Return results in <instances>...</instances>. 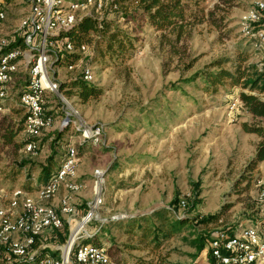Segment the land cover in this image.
Masks as SVG:
<instances>
[{
  "label": "rangeland",
  "instance_id": "obj_1",
  "mask_svg": "<svg viewBox=\"0 0 264 264\" xmlns=\"http://www.w3.org/2000/svg\"><path fill=\"white\" fill-rule=\"evenodd\" d=\"M2 1L7 19L1 32L12 34L28 6L23 0ZM257 1L260 0H207L209 8L218 6V12L225 14V23L220 28L207 23L197 26L184 44L187 54L173 61L160 43L161 32L146 19L136 15L122 20L121 11L110 12L108 19L137 38L134 57L119 66L95 59L90 62L96 74L92 85L101 90L98 98L83 102L75 91L71 96L64 91L66 103L53 96L60 112L55 128L42 136L36 152L28 153L23 147V132L15 144H6L1 137L5 127H1L0 190L21 188L33 165L44 164L50 155V134L67 131L60 144L63 148L68 142L78 147V178L86 185L73 195L76 220L95 198L94 171L101 169L106 176L103 205L82 234L93 236L91 241L110 247L112 255L129 264H140V260H152L155 254L142 247L136 235L127 234L126 228L133 226L138 231V226L149 220L158 226L160 222L153 221L158 216L167 217L171 224L187 217L191 223L176 230L172 237L159 240L168 254L167 261L207 264L206 235L218 229L251 225L261 218L259 182L264 179V160L251 179L241 181L259 137L242 128L243 122L253 124L256 119L243 107L239 94L245 91L264 100V93L228 84L214 94L206 91L202 79L187 80L218 58H235L239 52H247L250 62L264 67V46L256 47L243 35L241 26L245 12ZM191 62L193 68L187 71L185 65ZM82 68L83 65L73 75ZM18 76L10 89L12 99L6 102L8 111L0 116V122L6 116L11 119L12 110L20 107L19 95L28 82V71ZM71 76L61 68L58 77L63 83ZM68 105L78 113H74L69 129H61ZM81 120L89 126H102L101 136L84 142L75 123ZM22 159L30 165L13 182L11 176ZM34 174L32 193L36 194L40 169L36 168ZM217 214V225H202L204 217ZM64 227L69 236L72 226Z\"/></svg>",
  "mask_w": 264,
  "mask_h": 264
},
{
  "label": "built area",
  "instance_id": "obj_2",
  "mask_svg": "<svg viewBox=\"0 0 264 264\" xmlns=\"http://www.w3.org/2000/svg\"><path fill=\"white\" fill-rule=\"evenodd\" d=\"M23 1L28 6L27 13L14 32L7 34L1 32L7 14L0 0V116L8 111L6 102L12 99L10 89L18 75L27 70L29 79L20 92L19 104L26 113L23 134L32 139L25 150L34 153L38 149L36 139L55 128L60 109L52 97L68 103L60 91L61 68L75 77L73 74L83 65L79 73L82 79L88 83L96 81L94 67L86 62L93 55L92 46L76 47L68 38H62L63 34L84 17L102 21L107 13L120 8L114 0ZM241 26L243 35L256 47L264 46V0L255 2L245 12ZM19 38L24 47L15 46ZM64 51L79 54L78 62L65 67L57 65ZM68 106L69 111H65L66 116L60 122L61 129L72 126L74 113H78ZM75 123L83 141L103 132L102 126H89L82 120ZM66 148L56 172L39 186L36 194L21 188L0 190V264H129L112 255L105 244L88 241L93 236L82 234L98 217L103 205L106 176L101 169L94 171L95 198L86 213L76 220L78 211L73 195L86 185L78 178L80 157L76 145L68 142ZM259 183L261 218L251 225L210 232L209 257L216 264H264V179ZM65 224L73 228L66 241L53 240L55 233L64 231ZM206 263L212 264L210 259Z\"/></svg>",
  "mask_w": 264,
  "mask_h": 264
},
{
  "label": "trees",
  "instance_id": "obj_3",
  "mask_svg": "<svg viewBox=\"0 0 264 264\" xmlns=\"http://www.w3.org/2000/svg\"><path fill=\"white\" fill-rule=\"evenodd\" d=\"M114 4L119 6V11L122 12L124 19L131 16L135 18L136 15H140L147 20L152 28L160 31V43L168 52L171 61L176 58L182 60L183 56L187 54L184 44L192 37L193 31L197 26L207 23L220 28L226 20L225 14L218 12V6L214 8L208 7L207 0H114ZM133 8L135 9L132 10ZM107 15L108 13L102 21L92 17H84L72 30L62 36V38H68L76 47L82 44L92 46L93 55L86 58L87 64L91 65L90 62L95 59L98 62L114 63L119 66L134 57L137 38H134L133 32L122 29L114 20L108 19ZM15 46L24 47L21 38H19ZM60 57L57 65L65 67L69 64L77 63L80 56L77 53L70 54L64 51L63 54H60ZM249 60L250 56L247 52H239L235 58H218L204 70L196 72L187 82L202 79L206 84V91L214 94L219 92L221 86L224 87L228 84L233 87L241 86L251 92L264 93V67L260 68ZM228 64L231 65L230 68L225 67ZM193 65L194 62L186 64V70H191ZM64 91L69 96L73 95L75 91L83 102L98 98L101 95V90L92 85V83L85 82L81 74L70 77L66 82H63L61 84V92L64 93ZM67 95L66 97H68ZM239 100L243 107L256 119L253 124L243 122V130L259 137L255 155L247 163L245 167L246 174L241 179V181H246L252 178L251 174L258 170L260 163L264 160V100L256 94L245 91L240 92ZM25 118V109L20 105L19 108L12 110L11 119L6 116L1 120L0 128L5 127L1 137L6 144L16 143V137L23 132ZM66 132L56 130L53 134H50L53 137L50 155L44 164L33 165L21 189L28 192L34 191L33 183L36 179L34 171L36 168L40 169L39 186L46 183L56 172L59 166L58 161H61L67 152V148H63L60 144ZM40 139H36L38 146H40ZM31 140V138L25 137L23 142H21L23 147H26ZM28 165H30V162L24 159L17 163L18 167L11 176L13 182L20 177ZM219 220L220 216L217 214L204 217L201 223L205 228H208L212 225H217ZM151 221L149 220L150 223L146 222L139 225L138 231L133 226L125 230L127 234L136 235L138 243L142 247L150 249V253L155 254V258L152 260H140V264H175L167 261L168 254L164 253L159 240L162 237L164 239L172 237L176 230L191 223L190 218H178L174 224H171L167 217L158 216L157 220H153L160 222L158 226L152 224ZM67 238V229L55 233L52 237L53 240L58 242H65ZM204 240L209 246L211 235H206ZM209 259L212 264H216L212 257H209Z\"/></svg>",
  "mask_w": 264,
  "mask_h": 264
}]
</instances>
